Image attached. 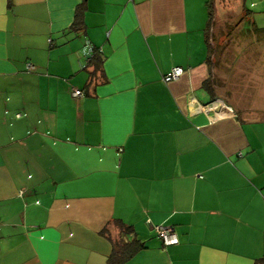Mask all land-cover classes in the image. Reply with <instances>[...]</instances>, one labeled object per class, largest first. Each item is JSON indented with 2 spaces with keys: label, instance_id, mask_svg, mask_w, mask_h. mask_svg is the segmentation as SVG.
Returning a JSON list of instances; mask_svg holds the SVG:
<instances>
[{
  "label": "crops",
  "instance_id": "0c3cea01",
  "mask_svg": "<svg viewBox=\"0 0 264 264\" xmlns=\"http://www.w3.org/2000/svg\"><path fill=\"white\" fill-rule=\"evenodd\" d=\"M210 1L0 0V264H109L116 221L126 264H264V73L217 87Z\"/></svg>",
  "mask_w": 264,
  "mask_h": 264
},
{
  "label": "rangeland",
  "instance_id": "374dc122",
  "mask_svg": "<svg viewBox=\"0 0 264 264\" xmlns=\"http://www.w3.org/2000/svg\"><path fill=\"white\" fill-rule=\"evenodd\" d=\"M250 10L252 0H246ZM213 80L249 86L264 73V36L252 28L244 0H214L210 28ZM263 75V74H262Z\"/></svg>",
  "mask_w": 264,
  "mask_h": 264
},
{
  "label": "trees",
  "instance_id": "16d2710c",
  "mask_svg": "<svg viewBox=\"0 0 264 264\" xmlns=\"http://www.w3.org/2000/svg\"><path fill=\"white\" fill-rule=\"evenodd\" d=\"M213 1L214 0H211L209 2L210 22L207 29V40L209 42V47H210V57L212 55V49L210 44V28L213 20ZM244 7L246 11H248L247 7L245 6V0H244ZM77 12H78L77 20L75 21V25L73 26H80L82 24L83 7L80 6ZM94 51L95 53L91 64H93L97 58H101V54L98 52V50L96 51L94 49ZM116 222L120 228V236L113 241V252L108 258V263L126 264L136 253H138L139 250H141L144 247V244L135 238H130V236L132 235L131 227L127 226L122 221L120 222L116 221Z\"/></svg>",
  "mask_w": 264,
  "mask_h": 264
},
{
  "label": "built area",
  "instance_id": "2783aa9c",
  "mask_svg": "<svg viewBox=\"0 0 264 264\" xmlns=\"http://www.w3.org/2000/svg\"><path fill=\"white\" fill-rule=\"evenodd\" d=\"M85 47H86V54H85L86 61H85L84 67H87L92 61L95 51L90 41L87 42ZM184 72L185 70L183 68L175 67L172 69L171 72H169L167 75L164 76V81L168 83V82L178 80L184 74ZM72 94L75 97H83L85 95L84 91L80 89H74ZM0 230H1V221H0ZM155 230H156L158 238H160L163 241L165 246L179 244L180 242L179 237L177 233H175V231L172 230L171 228L163 226V225H158L155 227Z\"/></svg>",
  "mask_w": 264,
  "mask_h": 264
}]
</instances>
